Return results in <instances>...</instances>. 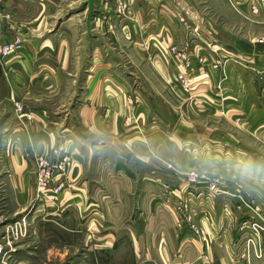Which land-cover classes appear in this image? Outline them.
<instances>
[{"label": "crops", "instance_id": "0c3cea01", "mask_svg": "<svg viewBox=\"0 0 264 264\" xmlns=\"http://www.w3.org/2000/svg\"><path fill=\"white\" fill-rule=\"evenodd\" d=\"M84 1L3 0L13 14L5 38L24 49L0 67V258L249 264L250 219L229 203L264 205V163L254 157L264 149L243 142L264 139V1L94 0L90 34ZM124 2L125 16L116 11ZM179 72L193 79L191 93ZM60 146L72 164L40 192L38 159L59 162ZM214 175L224 177L218 193Z\"/></svg>", "mask_w": 264, "mask_h": 264}, {"label": "built area", "instance_id": "2783aa9c", "mask_svg": "<svg viewBox=\"0 0 264 264\" xmlns=\"http://www.w3.org/2000/svg\"><path fill=\"white\" fill-rule=\"evenodd\" d=\"M264 1V0H263ZM3 0H0V67L10 58L22 53L24 49V43L22 40H12L9 41L5 38V25L7 22L13 19V14L7 11L3 7ZM120 10L128 8L127 3L119 5ZM181 20L184 21V18L181 17ZM262 42L263 39H260ZM171 51L176 55L179 54L180 57L185 60V66L190 68L192 65L191 58L189 54H185L182 50L176 45L171 47ZM230 57V56H228ZM224 59V58H223ZM225 60V59H224ZM221 61H218L219 64ZM188 70V69H187ZM178 85L187 93L192 92L193 79L184 72H179L177 74ZM16 111L20 116L26 117L27 120H31L33 115L24 111V107L18 101H15ZM62 146L55 148L53 150V156H60L61 160L59 162L53 163L50 159L45 157H40L38 159V171H37V186L40 192H44L49 188V185L54 179H60L65 176L69 167L72 164V159L69 154L64 155ZM190 183H196L198 181V176L193 174L188 178ZM220 182L218 179H215L209 189L213 193H218ZM63 183L59 184L54 188V192H60L62 190ZM179 210L182 213L185 221L190 225L191 230L200 237L201 240L207 242L209 239V234L206 229L196 220V213L192 209L188 201L181 202ZM198 223V224H197ZM247 229V234L245 237V249L243 257L250 264L252 258L262 259L264 257V216L262 218H255L246 221L245 225ZM0 264H5L4 261L0 260Z\"/></svg>", "mask_w": 264, "mask_h": 264}, {"label": "rangeland", "instance_id": "374dc122", "mask_svg": "<svg viewBox=\"0 0 264 264\" xmlns=\"http://www.w3.org/2000/svg\"><path fill=\"white\" fill-rule=\"evenodd\" d=\"M124 3H126V2H124ZM122 5V4H121ZM120 7L118 6L117 8H116V11L118 12V14H121V15H126V13H127V10H128V8L126 7L124 10H120L119 9ZM124 12V13H123ZM125 58H127V62L130 60V59H132V60H135L133 57H132V55L131 54H129V56H127V57H125ZM131 65V64H130ZM182 90V89H181ZM183 91V90H182ZM184 92V91H183ZM189 94V93H188ZM130 99V98H129ZM131 103V102H130ZM131 120L132 119H130L129 117H126L125 118V121H124V124H125V126H127V127H130V125H131ZM243 142H245V145L249 148H252L253 150L255 149V148H260V147H262L261 149H264V139H258V138H245V139H243ZM254 157H256V159H258V157H262V162L264 163V152L262 151V154H258V155H256V156H254ZM259 160V159H258ZM222 174V173H221ZM215 176V178H217L218 180H219V182H220V184H221V181H220V179H224V177L222 176V175H214ZM243 184H242V182L241 181H235V185L233 186V189L234 190H237V189H241V186H242ZM232 189V190H233ZM238 198V200H241V202H239V201H237V200H234V204L230 201V207H231V212H233L232 211V209H235V207H236V209L237 210H240L241 212H242V214L240 215V216H236L237 218H243V212H244V210H245V214H246V217H245V219L246 220H249V219H255V218H262V215H263V213H264V205H263V203L262 202H256V201H248L247 199H245V200H247V201H244V200H242L241 198H239V197H237ZM243 198V197H242ZM239 204H240V208H239ZM243 207H245L246 209H244ZM223 208H225V203L223 204ZM247 214H248V216H247ZM249 214H251V215H249ZM264 216V215H263ZM188 224V223H187ZM198 224V223H197ZM189 226V228H190V225H188ZM191 229V228H190ZM241 238V237H240ZM263 240H264V236H263ZM254 260H253V263L251 262V264H255V258H253ZM0 260L1 261H3V257L1 256V258H0Z\"/></svg>", "mask_w": 264, "mask_h": 264}, {"label": "water", "instance_id": "95a60500", "mask_svg": "<svg viewBox=\"0 0 264 264\" xmlns=\"http://www.w3.org/2000/svg\"><path fill=\"white\" fill-rule=\"evenodd\" d=\"M83 4L89 5V12L87 15V33L90 34L92 32L91 22L95 12V3L94 0H86Z\"/></svg>", "mask_w": 264, "mask_h": 264}]
</instances>
